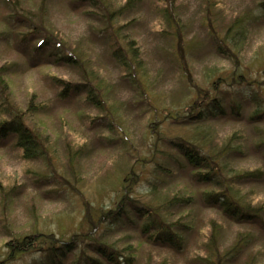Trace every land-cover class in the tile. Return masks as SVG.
Instances as JSON below:
<instances>
[{
    "label": "rangeland",
    "instance_id": "374dc122",
    "mask_svg": "<svg viewBox=\"0 0 264 264\" xmlns=\"http://www.w3.org/2000/svg\"><path fill=\"white\" fill-rule=\"evenodd\" d=\"M126 1L23 0V7L27 15L36 16L41 11L42 24L80 56L86 70L92 74L90 76L104 78L112 92L109 98L116 101L123 117L121 124L127 139L122 137L124 133L119 127L109 125L106 112H100L95 104L83 100V94L68 95L67 92L66 96L59 95L64 81L85 82L82 69L64 62L55 63L54 54L51 55L48 48L34 53L38 33L23 40L27 26H8L6 18L10 10L6 2L0 0V66L8 70L4 79L16 107L24 110L31 96L43 104V108L30 118L45 134L43 142L47 148L42 157L27 160L22 157L21 149L14 146L13 136L0 138V264H38L45 254L41 249L47 245L39 239L38 232L61 240L91 229L85 215L97 219V206L107 210L115 205L121 190L117 187L118 181L132 164L139 169L138 163H146L136 186V195L144 199L149 182L160 178L153 170L154 164L145 160L153 141L151 129L158 131L160 127L169 135H183L192 129L180 119L179 123L170 119L162 124L158 122L163 120L165 112L161 109L152 111L139 90L135 91L121 79L123 69L110 55L113 44L108 36L109 29L135 39L146 69L154 78L152 91L160 96L164 94L165 104L170 102L173 93L175 97L183 92L186 95L187 87L192 83L207 89L209 69L215 70L214 79L218 74L223 77L235 75L238 70H248L246 73L250 77L264 73L255 57L257 52L264 51V19L249 18L242 45L234 48L240 65L236 64L235 55L236 60H230L208 37V31L212 29L218 37L222 36L220 27L254 10L257 0H175L174 12L168 4L177 23L175 29L166 22L165 3L160 0H132L128 10L116 16L114 10ZM122 25L124 27L120 28ZM179 52L182 53L180 57ZM179 65L188 69L193 78L191 82ZM96 82L93 78V84ZM232 94L220 93L226 112V103ZM187 100L183 98L175 104L180 106L182 113L188 111L184 106ZM5 118V114H0V121ZM205 122L212 125L218 146L232 130L246 136L244 155L231 160L233 171L264 170V148L258 150L253 146L258 133L256 129L261 131V139L264 137V120L233 122L224 115L220 119L208 117ZM159 147L168 151L170 145L160 141ZM143 157L145 159L141 161ZM170 162L172 165L171 159ZM189 171L196 170L189 168ZM160 185L159 197L171 196L177 189L193 196L191 206L172 207L168 211L170 220L193 221L192 228L183 230L182 248L174 249L148 240L141 234L139 220L135 217L133 222L119 223L104 231L105 226H101L95 236H101L120 253L121 264L125 256H133L132 263L128 261V264H222L220 260L223 259L213 256L220 257L236 236L246 231L252 234L247 246L236 256L233 254L232 259L223 260V264H245L253 254L257 264H264V222H237L220 208L206 206L202 201L203 192H212L217 187L196 183L187 174L165 178ZM240 186L250 207L264 208V181H247ZM212 220L220 231L216 242L218 252L209 242L214 232ZM30 234H34L31 246L27 245L30 249L12 255L7 243L13 237ZM78 251L77 246L66 253L62 264H71ZM87 251L95 255L93 251Z\"/></svg>",
    "mask_w": 264,
    "mask_h": 264
},
{
    "label": "trees",
    "instance_id": "16d2710c",
    "mask_svg": "<svg viewBox=\"0 0 264 264\" xmlns=\"http://www.w3.org/2000/svg\"><path fill=\"white\" fill-rule=\"evenodd\" d=\"M10 10L6 18V24L11 27L27 26L26 34H23V40L29 39L30 35L38 33V41L33 49L34 53H38L44 48L54 54L53 61L55 63L64 62L73 66H80L83 71L85 82L70 83L63 82V91L59 95H70L71 93L83 94V100L95 104L100 112H106L112 127H119V130L124 133L127 139V133L122 129V115L118 110V106L114 103L115 100L109 98L111 89L108 84L104 82V78L98 79L96 76H90L85 68V62L80 59V56L74 52L64 41L56 34H52L42 24L43 16L41 11L35 14L27 15L26 9L23 7V0H4ZM165 8H163V15L168 25L175 29V16L171 14L168 4H171L172 12H174L175 0H160ZM132 5V0L127 2L114 12L116 16L124 12ZM166 11V13L164 12ZM112 13V11H111ZM114 15V17H116ZM249 18L252 20L264 19V0H257L255 9L250 10L245 15L238 16L220 27L222 36L219 37L215 31L209 30L208 37L218 46L219 52L227 56L230 60H236L237 53L234 48H240L242 39L247 33V22ZM124 27V25L120 26ZM108 36L113 44V49L110 52L111 57L115 63L119 64L123 72L121 79L125 80L134 90H139L140 95L147 101L148 106L152 111L157 112L161 109L165 112L163 120H158L161 124L168 119L175 123H179V119L186 124H190L192 129L184 132L183 135H169L160 127L158 131H152L153 141L149 147V155L141 158L151 161L154 166L153 170L158 173L160 178H154L150 181L148 193L144 199L136 195V186L140 182L141 170L146 166V163H138L139 169L132 164L118 181L117 187H121L120 196L114 206H110L105 210L97 206L98 217L94 219L93 216L88 219L91 229L87 231H80L72 234L68 239L57 240L53 235L38 232L39 239L45 241L47 245L41 250L45 252L44 256L38 264H62V259L66 253L73 251L75 247H79L76 252V258L71 264H121L120 253L108 244L101 236L96 237L95 232L101 226H105L103 231L110 226L119 223L133 222L135 218L139 220L141 234L145 235L148 240L154 244H162L163 246L178 249L182 248L183 244V230L192 228V222L189 219L170 220L168 211L172 207L191 206L193 203V196L183 190L177 189L171 196H158L161 191V183H164L165 178L174 177L175 174H187L196 183H209L217 187V190L212 192H203L202 201L208 207L220 208L228 217H232L234 221L254 223L264 222V208L263 206L250 207V203L245 200L241 184L247 181L262 182L264 181V170L256 168L254 170H234L231 166L233 157L243 156L245 153L246 136L243 133H238V130H232L228 137L217 145V137L211 129V124L206 123L208 117L222 118L224 115L230 117L233 122L247 121L249 123H256L264 120V73L259 77H250L248 70L235 71L229 76L218 74L214 79L215 70L209 69L207 81L209 87L204 90L198 85L191 84L187 87V94L183 92L175 97V93L171 94V100L165 104V95L161 96L159 93L152 91L154 78H151L145 63L142 59L141 48L134 38L127 34H119L116 29H109ZM165 31V30H163ZM166 32V31H165ZM233 46V48H232ZM184 49H182L183 52ZM193 50V48L191 49ZM179 55H182L179 52ZM256 62L264 72V51L255 54ZM240 65L239 58L237 63ZM238 65V67H239ZM178 68L187 76L188 81L191 82L193 78L189 75L188 69L184 65H179ZM8 75L7 68L0 66V114H5L7 118L0 121V138L6 139L9 136L15 138L14 146L21 149V155L24 159L31 160L36 157H42L46 152V147L43 142L45 134L31 122L32 115H36L43 108V104L30 97V100L24 110L16 107L8 90L7 82L4 77ZM232 75V76H231ZM237 75V78H235ZM96 83L93 84V78ZM248 79L249 81H246ZM263 80V81H261ZM103 82V83H102ZM58 84L59 80H58ZM226 86V88H224ZM232 86H235L233 88ZM61 88V87H60ZM221 91L233 93L232 97L228 99L226 107L222 105L220 97ZM219 93V94H218ZM160 96V97H159ZM175 98V99H174ZM186 98L185 107L188 111L182 113L179 104L180 100ZM156 105H153L152 102ZM30 113V114H29ZM29 114V115H28ZM27 119H30L29 121ZM202 121V122H201ZM31 125H30V124ZM153 123V122H149ZM256 135V142L253 146L258 150L264 148V137L261 139L259 129ZM247 140V138H246ZM165 141L170 148L168 151L159 147V142ZM175 150V152H172ZM172 161V165L170 162ZM194 169L196 171H189ZM230 173H229V172ZM150 199H149V196ZM222 212V213H223ZM139 215V217H138ZM167 215V216H166ZM141 218V222H140ZM136 219V222H137ZM213 228L212 239L209 241L210 246L215 252H218L216 245L219 232L214 220L210 222ZM90 227V226H89ZM95 233V234H94ZM34 234L25 235L23 237H13L7 243L9 245L12 255L21 253L30 249L31 237ZM48 238V240H45ZM249 237H252L248 231L239 233L232 245L223 252L219 259L227 261L232 259L233 254L236 256L247 246ZM82 242V244H78ZM209 246V247H210ZM87 249L94 252L95 255L88 254ZM8 259V258H6ZM210 259V258H208ZM9 260V259H8ZM223 260L220 262L223 264ZM132 263L133 256L124 257L122 264ZM257 264V257L253 254L245 264Z\"/></svg>",
    "mask_w": 264,
    "mask_h": 264
}]
</instances>
